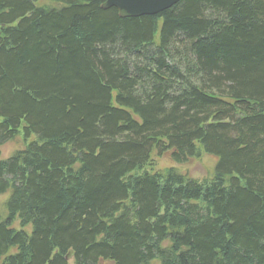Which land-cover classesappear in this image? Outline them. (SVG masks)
I'll return each instance as SVG.
<instances>
[{"label":"trees","instance_id":"1","mask_svg":"<svg viewBox=\"0 0 264 264\" xmlns=\"http://www.w3.org/2000/svg\"><path fill=\"white\" fill-rule=\"evenodd\" d=\"M49 1L0 0V147L34 138L0 160V264H264V0Z\"/></svg>","mask_w":264,"mask_h":264},{"label":"rangeland","instance_id":"2","mask_svg":"<svg viewBox=\"0 0 264 264\" xmlns=\"http://www.w3.org/2000/svg\"><path fill=\"white\" fill-rule=\"evenodd\" d=\"M36 7L42 6H55L56 4L49 0H36L34 2ZM21 132V130H20ZM34 140L33 137L23 139L21 133L15 136L11 141H8L0 147V160H6L18 151L24 149L25 145ZM151 165L148 170L152 173H163L166 170L173 169L176 174L196 180L199 182L208 181L212 178L215 160L205 154H201L198 159L188 160L183 164H173L167 157V155L157 156L156 154L151 155ZM8 193L0 195V219H5L6 211L4 208L5 202L8 199ZM11 228L19 230L18 221H14L11 224ZM26 234L30 233V228L26 227L23 229ZM102 264H111L104 262ZM153 264V263H152Z\"/></svg>","mask_w":264,"mask_h":264},{"label":"water","instance_id":"3","mask_svg":"<svg viewBox=\"0 0 264 264\" xmlns=\"http://www.w3.org/2000/svg\"><path fill=\"white\" fill-rule=\"evenodd\" d=\"M180 0H105L103 10L115 9L120 18L156 16L176 5ZM70 256H67L68 260Z\"/></svg>","mask_w":264,"mask_h":264}]
</instances>
